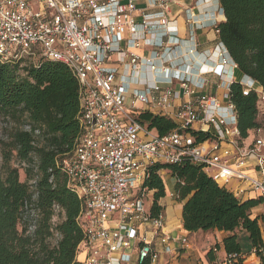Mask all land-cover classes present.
<instances>
[{
    "label": "built area",
    "instance_id": "2783aa9c",
    "mask_svg": "<svg viewBox=\"0 0 264 264\" xmlns=\"http://www.w3.org/2000/svg\"><path fill=\"white\" fill-rule=\"evenodd\" d=\"M139 1L0 0L1 61L35 66L42 58L58 61L80 84L81 133L59 166L82 202L83 264H126L130 254H115L132 240L139 242L138 264L146 258L154 263L159 255L140 234L148 224L162 234L165 250H173L163 215L151 216L149 192L142 188L148 167L156 162L189 161L238 198L257 199L253 217L264 241V128L246 139L240 136L229 98L234 73L225 68L237 64L221 42L220 62L199 69L196 79L174 70L169 52L179 40L170 27L169 0H151L155 11L139 8ZM143 45L151 47L149 55L136 52ZM208 71L227 77L224 99L197 94L208 84L202 76ZM173 80L180 90L163 85ZM240 82L258 93L264 113L262 86L255 80ZM143 111L173 119L176 128L159 134L138 120ZM235 257L227 255V263L235 264Z\"/></svg>",
    "mask_w": 264,
    "mask_h": 264
},
{
    "label": "trees",
    "instance_id": "16d2710c",
    "mask_svg": "<svg viewBox=\"0 0 264 264\" xmlns=\"http://www.w3.org/2000/svg\"><path fill=\"white\" fill-rule=\"evenodd\" d=\"M220 3L226 17L217 24L220 41L243 77L252 78L264 89V0ZM229 98L235 105L242 139L264 128V113L255 90L233 81ZM80 111V84L65 64L44 58L37 66L24 60L0 59V120L12 124L0 138L4 159L0 171V264H83L78 258L86 240L80 221L82 202L68 187L59 166L61 159L75 150L81 133ZM137 118L161 135L176 128L173 119L150 111ZM13 156L28 163L24 181L19 167L11 164ZM163 171L176 179L174 190L177 200L184 202L186 230L226 232L223 246L227 255L236 256L235 264H244L247 258L237 236L239 230H245L259 264H264V241L253 217L257 199L238 198L189 161L156 162L148 167L142 184L153 192V218L163 213ZM56 215L61 218L58 222L54 221ZM55 236L58 238L53 242ZM217 245L207 253L210 262L216 259ZM139 264H152L151 258Z\"/></svg>",
    "mask_w": 264,
    "mask_h": 264
},
{
    "label": "crops",
    "instance_id": "0c3cea01",
    "mask_svg": "<svg viewBox=\"0 0 264 264\" xmlns=\"http://www.w3.org/2000/svg\"><path fill=\"white\" fill-rule=\"evenodd\" d=\"M151 0H141L138 2L139 8H148V10H158L157 7L149 5ZM170 9V27L178 37V43L173 45L169 55L172 60L173 69L179 68L180 71L192 76L193 79L198 77L199 69H210L220 62L217 56V50L221 47V41L218 35L217 24L226 19L224 11L221 7L220 0H169ZM138 17L137 20H140ZM141 56L149 55L151 47L143 45L136 49ZM227 70H232L234 75L233 81L242 79L253 81L252 78L244 76L238 67L232 68L231 64L225 66ZM150 74V73H149ZM151 75V74H150ZM204 78L208 80V84L198 93L213 94L219 98V93H226L227 77L221 78L218 74L208 71L203 73ZM151 78V76H150ZM232 81V82H233ZM163 85H172L180 90V84L173 80ZM185 98V96H182ZM220 99V98H219ZM224 99V98H223ZM166 172V171H163ZM166 179L171 180L166 183V196L160 200L163 206L164 232L171 237V246L173 250L167 252L164 244L161 242L160 234H156L152 226L143 225L140 228V234L151 241L154 249L158 253V259L152 264H228L227 253L223 246V238L226 232L219 230H198L188 231L183 224V204L178 201L175 195L176 179L166 174ZM149 205L151 206L153 192H149ZM187 238L188 242L184 244L181 238ZM136 240H132L129 247L116 253L115 256L125 252L131 255V259L126 264H138V244ZM219 244L216 259L210 262L207 259L208 251L215 245ZM247 255L244 264L253 257L254 264H259V258L252 252L243 253ZM86 251L82 248L78 254V258L83 261Z\"/></svg>",
    "mask_w": 264,
    "mask_h": 264
},
{
    "label": "rangeland",
    "instance_id": "374dc122",
    "mask_svg": "<svg viewBox=\"0 0 264 264\" xmlns=\"http://www.w3.org/2000/svg\"><path fill=\"white\" fill-rule=\"evenodd\" d=\"M224 93L222 94V92L219 93V98L223 99L224 98ZM10 126H12V124H10L9 122H5L4 120H0V138L5 136V128L8 129L10 128ZM15 153V152H14ZM3 153H2V148L0 146V171H1V167L3 164ZM11 164L13 166H17L19 167V172H20V179L22 181H24L26 179V174H25V167L28 165V163L25 162H21L16 156H13L11 159ZM34 163H31V165L33 166ZM164 177H165V181L166 183H170L171 180L166 179V172H162L161 173ZM61 218L56 215L54 218V221L58 222ZM21 229V226L19 227ZM238 236V240L241 243V247H242V251L243 253H250L252 252V244H251V240L249 237V234L247 231L245 230H239L237 233ZM56 238H58L57 236H55V238L53 239V242L56 241ZM218 244V243H217ZM217 244L214 245V247L218 246ZM220 248V247H219ZM219 248L217 250H219ZM217 253V251H216ZM255 260L253 257H251L248 260L247 264H254Z\"/></svg>",
    "mask_w": 264,
    "mask_h": 264
},
{
    "label": "bare ground",
    "instance_id": "6f19581e",
    "mask_svg": "<svg viewBox=\"0 0 264 264\" xmlns=\"http://www.w3.org/2000/svg\"><path fill=\"white\" fill-rule=\"evenodd\" d=\"M245 82H249V83H251L252 81H250V80H245V79H243Z\"/></svg>",
    "mask_w": 264,
    "mask_h": 264
}]
</instances>
